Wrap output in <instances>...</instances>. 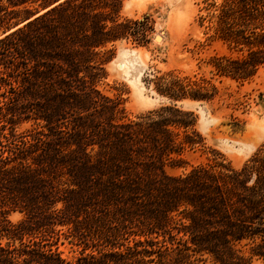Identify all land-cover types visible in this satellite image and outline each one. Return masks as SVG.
Here are the masks:
<instances>
[{"label":"trees","instance_id":"trees-1","mask_svg":"<svg viewBox=\"0 0 264 264\" xmlns=\"http://www.w3.org/2000/svg\"><path fill=\"white\" fill-rule=\"evenodd\" d=\"M122 4L0 0V96L8 100L0 147L13 145L15 158L0 159V264H149L162 252L171 264L264 259V145L239 168L220 160L182 175L165 171V161L181 168L183 151L203 142L196 116L175 103L212 100L209 80L155 76L153 90L169 105L136 121L114 123L118 105L102 103L107 45L145 46L152 30L148 17L120 20ZM216 11L215 36L247 54L213 57L214 73L251 76L264 64V0H220ZM67 109L78 115L71 143L81 161L58 157L68 145L56 130ZM29 119L47 133L16 135ZM90 146L94 159L84 153ZM14 212L24 218L12 223ZM61 235L81 247L74 260L52 249Z\"/></svg>","mask_w":264,"mask_h":264},{"label":"rangeland","instance_id":"rangeland-1","mask_svg":"<svg viewBox=\"0 0 264 264\" xmlns=\"http://www.w3.org/2000/svg\"><path fill=\"white\" fill-rule=\"evenodd\" d=\"M219 2L123 0L120 20L141 21L148 17L152 28L149 43L138 46L130 40H121L107 45L111 59L104 65L106 76L99 82L97 89L106 99L102 100L103 104L118 105V119L114 123L136 121L138 117L169 105L166 98L153 90L151 80L155 76L172 73L190 80L204 78L216 88V94L210 101L183 100L175 103L177 107L193 112L196 116L193 130L201 135L203 142L183 151L179 156L185 162L183 167L171 168L170 160L165 161V171L169 175H182L194 166L214 164L220 160L239 168L264 145V64L246 78L218 75L211 65L213 57L224 56L236 61L247 54L246 49L239 50L215 36L212 18L217 13ZM1 32L0 28V38L4 36ZM156 35L160 36L161 41L155 40ZM7 102L0 96V110L3 111ZM23 112L30 118H36L38 111L27 109ZM77 119V113L67 109L64 119L56 127L62 145L68 144L60 150L58 157L62 160L81 161L87 158L77 152L71 143L75 138L74 125L78 123ZM15 131L16 135L34 131L47 133L44 122L34 119L23 121ZM12 146L8 143L0 147V159H15L9 153ZM96 150V146H90L84 153L94 159ZM147 161L141 160L142 163ZM142 166L138 172L145 176ZM23 218L24 215L19 212L9 216L12 223ZM55 243L52 249L60 253L62 258L71 261L79 256L81 247L75 245V241L71 242V238L66 239L61 235ZM161 255L163 258L160 262L155 259L149 264H171L165 252ZM249 264H264V259L253 258Z\"/></svg>","mask_w":264,"mask_h":264},{"label":"bare ground","instance_id":"bare-ground-1","mask_svg":"<svg viewBox=\"0 0 264 264\" xmlns=\"http://www.w3.org/2000/svg\"><path fill=\"white\" fill-rule=\"evenodd\" d=\"M157 39H158L159 41H161L160 36H157V35H156L155 40H157Z\"/></svg>","mask_w":264,"mask_h":264}]
</instances>
